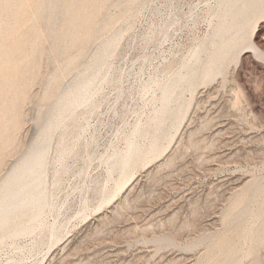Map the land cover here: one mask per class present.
Instances as JSON below:
<instances>
[{
    "label": "rangeland",
    "instance_id": "rangeland-1",
    "mask_svg": "<svg viewBox=\"0 0 264 264\" xmlns=\"http://www.w3.org/2000/svg\"><path fill=\"white\" fill-rule=\"evenodd\" d=\"M85 1L64 17L55 0L44 14L48 0H0V183L8 180L0 216L10 203L5 193L20 187V180L37 182V190L50 194L36 236L0 242V264H264V45L253 40L264 34V0L236 1L234 12L244 19L248 14L249 25L246 38L230 51L237 59L229 62L222 48L241 26L231 11L217 29L214 10L221 0H145L133 16L125 15L128 4L120 0ZM244 3L250 5L244 9ZM63 30L68 39L61 46L56 35ZM215 32L221 73L193 92L185 89L158 128L141 126L149 135L137 136L130 167H114L133 124L139 118L144 124L161 107V89L143 84L175 77ZM87 35L99 38L85 46ZM103 59L92 95L96 106L73 120L77 114L65 91ZM66 60L79 67L67 72ZM198 71L193 81L204 79V68ZM184 103L188 107L173 126ZM56 135L63 136L57 147ZM159 143L165 146L160 155L144 153ZM59 148L62 161L55 158ZM36 152L39 174L31 164L20 165ZM55 221L61 235L54 241Z\"/></svg>",
    "mask_w": 264,
    "mask_h": 264
},
{
    "label": "bare ground",
    "instance_id": "bare-ground-1",
    "mask_svg": "<svg viewBox=\"0 0 264 264\" xmlns=\"http://www.w3.org/2000/svg\"><path fill=\"white\" fill-rule=\"evenodd\" d=\"M85 1V0H84ZM88 1V0H87ZM108 1V0H107ZM122 3H125V4H132L131 6L127 5L126 7V12L124 10L125 15H129V16H133V8L135 5H139V4H142V2H144L145 0H120ZM133 1V2H132ZM236 1L238 2V0H221L220 3L218 4L217 8L214 10V13L216 16L219 17V23H218V26H217V29L219 28V26L221 25L222 21H223V18L224 16L227 14L229 15V13L231 11H233V21H235V23L238 21L240 22V26H241V29L238 33H236V35H233L231 38L227 37L226 38V44L223 46L222 50H224V57L225 59H227V61L229 62L230 60H236L238 56H233L230 58V51L235 48L239 43H241L245 38H246V27L249 25V17L246 15L245 19L244 18H241V17H238L239 15H237L236 13L238 12H234V5L236 3ZM78 0H55V8H58L61 6L62 8V14L63 16L65 17L66 14L71 10L73 9L76 4H77ZM86 2V1H85ZM84 2V3H85ZM89 2V1H88ZM93 2V0H92ZM132 2V3H130ZM244 2H246L244 0ZM90 3V2H89ZM54 4V2H53ZM248 3H244L243 6H244V9H246L250 4ZM82 5V4H81ZM84 5V4H83ZM82 5V6H83ZM50 6V0H48V5L44 7L43 11H42V14H44L46 12V10L49 8ZM87 8V5H85ZM95 7V6H94ZM124 7V8H125ZM239 7V6H238ZM79 9V8H78ZM89 9V7H88ZM87 9V10H88ZM97 9V8H96ZM105 9V8H104ZM250 9V8H249ZM77 10V9H76ZM86 10V9H84ZM251 10V9H250ZM255 10V9H254ZM253 10V12H254ZM249 11V10H248ZM247 11V12H248ZM87 11H85L84 13H86ZM102 12V11H101ZM120 12V11H118ZM243 12V11H242ZM240 12V13H242ZM252 12V11H251ZM100 13V12H99ZM121 13V12H120ZM120 13L118 15H120ZM88 13H86V16H87ZM236 14V15H235ZM115 15V14H114ZM117 15V16H118ZM80 16V15H79ZM85 16V15H84ZM101 16V15H100ZM113 16V15H112ZM123 16V15H121ZM245 16V15H244ZM108 17V16H107ZM114 17V16H113ZM113 17H110V18H113ZM243 17V16H242ZM69 18V17H68ZM86 18V17H85ZM84 18V19H85ZM101 18V17H99ZM108 18L109 20H114V19H110ZM125 18V17H123ZM122 18V19H123ZM79 19V18H78ZM88 19V17H87ZM105 19V18H103ZM103 19H99L97 21L96 24H101L103 23L102 21H104ZM107 19V20H108ZM106 20V19H105ZM120 20V19H119ZM118 21V20H117ZM176 19H173V20H170L168 23H169V26L170 25H173L175 23ZM228 21H230L228 19ZM109 22V21H108ZM106 24V26H108V24L112 23L110 21V23ZM237 22V23H238ZM234 23V22H233ZM104 24V23H103ZM114 24V23H113ZM116 24V23H115ZM86 25V24H85ZM227 25V24H226ZM61 26V25H60ZM102 24L100 25V28L98 30V33H100V36H102V34L104 33V29L101 27ZM111 26V25H110ZM115 25H113L112 28H114ZM231 26V25H230ZM234 26V24H233ZM232 26V27H233ZM85 27V26H84ZM87 27V26H86ZM109 27V26H108ZM89 28V27H88ZM97 28V29H98ZM103 29V30H102ZM235 29V28H234ZM238 29V28H236ZM60 30V29H59ZM72 30V29H71ZM86 30V29H85ZM106 30V29H105ZM110 30V29H109ZM87 31V30H86ZM96 31V30H95ZM111 31V30H110ZM97 32V31H96ZM107 32V31H106ZM235 32V31H234ZM85 33V31H84ZM95 34V33H94ZM92 34V35H94ZM157 35L159 34H153L152 36L153 37H157ZM216 32L214 33V35L212 37H210L208 40V44L207 45H204L203 47H197L191 54V59L189 61H186L185 63H183L182 65V70L179 71L175 77H172V78H169L166 82L164 83H161V79H159L158 77H151V80L144 83L143 84V89H147L152 83L156 84L158 89H161V93H160V96L158 97V100L161 102V107L157 108L152 114H150L146 120V122L143 124L141 122V119L139 118L132 126L131 128V131L129 133V135L127 136L126 138V147L125 149L123 150V152L119 155V156H115L111 163L113 164L114 167H119L121 170H125L126 168L130 167L131 165V159L132 157L136 154L135 153V150L137 149V146H138V138L137 136L138 135H149V129L148 127L146 128H142L141 126H155L154 128H158L160 126V123L163 122L167 116V108L169 106L172 105V102H174V100L176 98H178L181 93L185 90V89H189L191 92L195 91L200 85L202 84H207V83H210L212 82L215 77H217L219 75V73H221V69L222 68H218V63L215 62L214 60V49H215V46H214V43H215V36H216ZM81 36V35H80ZM95 36V35H94ZM93 36V37H94ZM97 36V35H96ZM56 37L58 38V41L61 42V46H64V43L66 41V39H68V31H61V33L57 34ZM55 37V38H56ZM84 37V35L82 36ZM123 37V33L120 32V35L116 38L114 44H112V47L109 51L110 54H114L115 53V50L116 48L118 47L119 43H120V40L122 39ZM70 38V37H69ZM99 38V35L98 37L92 39V37L90 35H87L86 37V40H85V46H89V44L92 42V41H95L96 39ZM224 39V37H222ZM82 40V39H81ZM80 40V42H81ZM222 40V39H221ZM74 43V42H73ZM223 43V42H222ZM252 44V43H251ZM249 44V45H251ZM59 45V43L57 44ZM67 46V45H66ZM70 46V45H69ZM80 46V45H79ZM257 49V48H256ZM69 50V49H67ZM80 50V49H79ZM78 50V51H79ZM63 51V50H62ZM86 51V50H85ZM260 51V54L261 55H264V51L262 50H259ZM70 52V51H69ZM68 52V53H69ZM82 52V50H81ZM80 52V54H81ZM203 52V53H202ZM222 52V51H221ZM85 53V52H83ZM63 52H60V55H59V58L62 56ZM72 54V53H71ZM79 54V53H78ZM102 54V53H101ZM203 54H205V56L207 58H211L209 63L207 65H204L205 62H201L202 60H204V57ZM77 56V54H74ZM73 55V56H74ZM82 55V54H81ZM103 55V54H102ZM102 56H100L101 58ZM71 58V57H70ZM73 58V57H72ZM222 58V59H223ZM69 59V58H68ZM74 60L76 58H73ZM79 59V57H78ZM77 59V60H78ZM73 60V61H74ZM200 60L199 64L198 61ZM76 61V60H75ZM81 61V59H80ZM78 60V62H80ZM105 61L106 60H102V61H99L98 64H97V70L95 71H91V73H87V75L85 74H80L77 81L69 88L68 91H65L66 93H68L70 95V98L69 100H66V103L70 106H73L76 113L77 114V117L75 116V114L73 116H75L73 118V120L75 119H78L82 114H86L87 112H90L91 110H93V108L96 106V103L92 101V95L94 93V90L95 88L98 89V85L95 83V78H97L98 76H101L103 74V66L105 65ZM182 61V60H181ZM206 61V60H205ZM225 61V60H224ZM63 61H60L59 60V63H62ZM67 61L66 60V63L67 64ZM77 63V62H76ZM224 63V62H223ZM227 63V62H226ZM65 64L63 66H65ZM73 62H69V67H66V71L68 69H77L79 67V65L77 66L76 65H72ZM222 64V62L220 63ZM198 65V66H197ZM215 66L216 69L215 70ZM220 67V65H219ZM204 68V74H205V77L204 79H201L200 77L198 78L197 76V79L195 81H193V79L191 78L192 76H194V72H197L198 70L201 71V69ZM214 68V69H213ZM62 70V68H61ZM64 70V71H65ZM92 70V69H91ZM63 71V72H64ZM69 71V70H68ZM67 71V72H68ZM84 71V70H83ZM83 71H81L83 73ZM89 71V70H88ZM66 72V73H67ZM199 72V71H198ZM57 74V73H56ZM62 75V73H60ZM55 75V74H54ZM57 76V75H55ZM52 77V78H55ZM60 78V77H59ZM56 79H58L56 77ZM53 80V79H52ZM59 81V79H58ZM62 81V80H61ZM193 81V82H192ZM190 83V85H189ZM60 85V84H59ZM185 85H188L187 87ZM58 87V86H57ZM56 87V88H57ZM50 88V87H49ZM56 88H54L53 86V89H55L56 91ZM51 89V90H53ZM58 89V88H57ZM49 90V89H48ZM50 90V91H51ZM49 92V91H48ZM47 92V94H48ZM52 93V92H51ZM156 93V92H155ZM43 95V94H42ZM61 95V94H60ZM60 95L58 96L57 100L59 101L60 99ZM50 96V94L48 95ZM52 96V94H51ZM48 98V97H47ZM67 98V97H66ZM65 100V99H64ZM63 105V104H62ZM61 105V106H62ZM86 106H91V109L90 110H86ZM188 107V104L187 103H184V104H181L179 106V112L177 114H175L174 116V121H173V126H176L178 124V121L177 119L180 118L181 115H183L186 111ZM70 108V107H68ZM72 108V107H71ZM60 109V108H59ZM57 110V109H56ZM70 110V109H69ZM55 113V112H54ZM64 115V114H63ZM71 116V115H70ZM69 116V117H70ZM55 117V116H54ZM69 117L65 116L66 118V121L70 120ZM49 119V118H48ZM47 119V120H48ZM64 119V118H63ZM46 120V121H47ZM45 121V122H46ZM63 121V120H62ZM72 121V119L70 120V122ZM154 121V124H150V122H153ZM64 122V121H63ZM51 123V122H50ZM69 123V122H68ZM70 124V123H69ZM52 125V124H50ZM54 125V124H53ZM64 125V124H63ZM67 124L65 123L64 126H66ZM47 126V125H46ZM63 126V127H64ZM82 126V125H80ZM53 128V127H52ZM61 128V127H60ZM79 128V127H78ZM81 128V127H80ZM59 129V128H58ZM82 129V128H81ZM59 131V130H57ZM42 133L44 132L43 130L41 131ZM48 132V131H47ZM65 132V131H64ZM82 133V132H81ZM56 134H60V133H56ZM79 134V133H78ZM42 136V135H41ZM40 137V136H39ZM57 137V138H56ZM56 138L55 139V142H56V147L60 145L61 141H59V138H63V136L61 135L59 138L58 136L56 135ZM42 138V137H41ZM170 137H166L165 140H167L168 142L170 141L169 140ZM40 140V139H39ZM57 140V141H56ZM64 140V139H62ZM85 143V142H84ZM53 144V143H52ZM62 144V143H61ZM54 145V146H55ZM75 145V143L73 144ZM52 146V145H51ZM54 146L52 147V149L54 148ZM63 145H61L62 147ZM46 147V146H45ZM55 147V148H56ZM76 147V146H74ZM85 148H86V155H87V158H89L91 156V153L90 151L88 150V143H86L85 145ZM38 149V148H36ZM76 149V148H75ZM165 149V146H164V143H159L158 144V147H157V150L155 151H152V150H147L145 149L146 152L144 153H147L146 155H153V156H158L160 155L163 150ZM42 151V149H40ZM144 150V149H143ZM143 150H141L143 152ZM39 151V150H38ZM44 151V150H43ZM34 152V151H33ZM84 152V151H83ZM53 153V152H52ZM70 153V152H69ZM37 152L35 154H29V155H26L24 156L21 161V167L23 168L24 165L26 164H31V168L35 171H38V174L40 172L39 168H38V164H37V160L36 158H34V156H36ZM45 154V153H44ZM43 154V155H44ZM48 154V152H47ZM62 154V149L59 148V154L57 156H55V158L57 159V161H62L63 160V157L61 156ZM73 154V153H71ZM112 154V153H111ZM49 155V154H48ZM69 155V154H68ZM46 156V155H45ZM52 156V155H51ZM49 158V156H48ZM61 158V159H60ZM40 159V158H39ZM46 159V158H44ZM66 159V158H65ZM87 161L88 160H85V165L83 167H81L80 169V173H83L86 169V164H87ZM48 165V163H46ZM65 166V165H64ZM20 167V168H21ZM21 168V169H22ZM44 169V168H43ZM46 169H47V166H46ZM19 170V169H18ZM14 171V170H13ZM12 171V172H13ZM20 171V170H19ZM26 171V170H25ZM50 171V170H49ZM11 172V173H12ZM32 172V171H31ZM46 171H44L45 173ZM21 173V172H20ZM33 173V172H32ZM36 172H34V175ZM48 173V172H47ZM22 174V173H21ZM52 175V174H51ZM51 175H50V178H51ZM52 178L53 175H52ZM25 179V178H24ZM47 180H48V177H47ZM54 180V179H53ZM46 181V180H44ZM7 181H4V179L2 180V182L0 183V192H3L4 188L5 187H8L7 186ZM18 182V181H17ZM46 183V182H44ZM48 183V181H47ZM18 184H21L20 187H16L14 188L13 190H11V194H8V191L5 193V199L6 201H9V197H10V203L8 204L7 207H5L4 209L1 210L2 212V215L0 216V242H4L6 241L7 239H17V238H20L22 235H31V236H36L37 234V231H38V228L40 227V219H39V212L41 210V208H43L44 204H47L48 203V200H49V195L47 194V191L44 190V191H39L37 190V186L39 185V183L37 182H32V181H23V180H20V182H18ZM54 185V184H53ZM117 185H118V182H117ZM16 186V185H15ZM119 186V185H118ZM48 187V185H47ZM46 187V188H47ZM103 194L105 195H108L106 192H103ZM110 194V193H109ZM103 196V195H102ZM104 197V196H103ZM104 197V198H105ZM242 199V198H241ZM50 201V200H49ZM239 201V200H238ZM50 205V203H49ZM55 204H53V202L51 201V207L52 209L55 208L54 206ZM54 210V209H53ZM52 211V210H51ZM57 211V209H56ZM53 212V211H52ZM56 214V213H55ZM57 215V214H56ZM55 215V216H56ZM55 218V217H54ZM57 219V217H56ZM55 219V220H56ZM57 222L55 221V223H53V227L51 226L50 230V234H51V237L52 239L54 238V241L55 239H58V236H60L61 234L59 233L60 232V229H61V224H56ZM56 224V225H55ZM52 225V224H51ZM63 228V226H62ZM55 243V242H54ZM52 243V245L54 244Z\"/></svg>",
    "mask_w": 264,
    "mask_h": 264
},
{
    "label": "snow or ice",
    "instance_id": "snow-or-ice-1",
    "mask_svg": "<svg viewBox=\"0 0 264 264\" xmlns=\"http://www.w3.org/2000/svg\"><path fill=\"white\" fill-rule=\"evenodd\" d=\"M253 40L256 42V43H259L261 45H264V34H261L259 32H257L254 37H253Z\"/></svg>",
    "mask_w": 264,
    "mask_h": 264
}]
</instances>
